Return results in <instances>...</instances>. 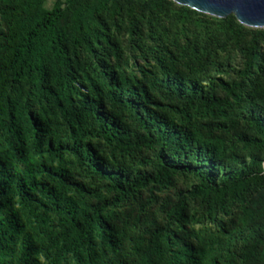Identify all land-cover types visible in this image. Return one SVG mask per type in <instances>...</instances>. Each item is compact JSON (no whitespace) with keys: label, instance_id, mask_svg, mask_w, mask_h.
<instances>
[{"label":"trees","instance_id":"trees-1","mask_svg":"<svg viewBox=\"0 0 264 264\" xmlns=\"http://www.w3.org/2000/svg\"><path fill=\"white\" fill-rule=\"evenodd\" d=\"M114 2L53 0L46 6L44 0H0V264H206L207 249L158 227L131 239L133 260L118 258L122 235L109 223L106 205L89 204L83 186L70 177L65 152L107 181L114 192L111 203L146 184H166L171 172L193 175L186 193L206 201L235 199L254 188L237 230L249 258L243 264H264V111H255L248 101L242 109L253 134L237 135L239 143L260 153L226 165L221 143L185 116L189 107L214 110L220 101L185 78L174 60L156 59V72L146 81L112 69L91 75L75 50L95 56L96 46L109 42L99 28L100 14L118 9ZM128 23L133 33V20ZM254 40L241 48L243 74L258 58ZM109 50L116 55L114 45ZM218 85L233 96L228 83ZM156 86L183 103L175 109L180 121L145 106ZM104 99L131 113L141 129L130 133L134 144L156 146L152 172L128 180L101 165L88 135L115 147L126 142V133L102 110ZM179 207L170 205L165 215L181 217Z\"/></svg>","mask_w":264,"mask_h":264},{"label":"rangeland","instance_id":"rangeland-1","mask_svg":"<svg viewBox=\"0 0 264 264\" xmlns=\"http://www.w3.org/2000/svg\"><path fill=\"white\" fill-rule=\"evenodd\" d=\"M44 1L49 6L53 0ZM78 1L91 3L93 0ZM114 4L118 9L100 14L99 28L109 42H100L95 48V56L76 49L79 65L93 76L112 69L126 75L143 76L146 81L156 72V59L166 62L171 58L185 78L195 79L205 94L220 101L214 110L189 107L185 116L189 124L208 139L221 143L226 155L223 163L233 166L249 153H260L239 143L237 135L253 134L242 109L248 101L255 111H264V28L244 25L231 14L212 17L171 0H115ZM129 19L134 22L133 33ZM3 31L4 24L0 19V32ZM251 37L255 38L258 58L243 74L241 48L249 44ZM113 45L116 55L109 50ZM76 79L80 81L79 77ZM218 81L228 83L233 96L226 95ZM148 97L145 106L150 111L163 113L174 121L181 120L180 112L175 110L182 109L183 103L178 98L166 95L158 86L149 89ZM102 110L126 133V142L115 147L88 135L86 140L101 165L109 170H119L128 180L152 172L156 146H137L131 141L130 133L141 132L131 113L112 106L105 99ZM61 135L65 137L64 132ZM64 155L70 177L83 186L88 203L105 204L109 223L121 233L118 258L128 262L133 260L131 239L141 233L147 236L152 228L158 227L171 238L184 239L207 249L206 264L248 262L249 258L241 251L242 239L237 226L242 218L243 204H250L248 194L254 188L235 199L206 201L186 193L195 183L193 175L171 172L166 184H146L119 202L111 203L109 200L114 192L107 186V181L80 168L68 152ZM174 203L180 204L182 216L168 218L165 210ZM261 239L264 249V234Z\"/></svg>","mask_w":264,"mask_h":264},{"label":"water","instance_id":"water-1","mask_svg":"<svg viewBox=\"0 0 264 264\" xmlns=\"http://www.w3.org/2000/svg\"><path fill=\"white\" fill-rule=\"evenodd\" d=\"M206 15L222 18L233 15L240 23L264 28V0H171Z\"/></svg>","mask_w":264,"mask_h":264},{"label":"bare ground","instance_id":"bare-ground-1","mask_svg":"<svg viewBox=\"0 0 264 264\" xmlns=\"http://www.w3.org/2000/svg\"><path fill=\"white\" fill-rule=\"evenodd\" d=\"M263 170H264V164H263Z\"/></svg>","mask_w":264,"mask_h":264}]
</instances>
